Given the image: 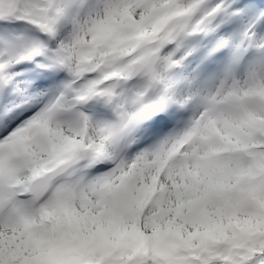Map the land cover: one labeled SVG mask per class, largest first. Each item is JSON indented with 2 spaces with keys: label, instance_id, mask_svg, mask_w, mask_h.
I'll return each mask as SVG.
<instances>
[{
  "label": "snow or ice",
  "instance_id": "1",
  "mask_svg": "<svg viewBox=\"0 0 264 264\" xmlns=\"http://www.w3.org/2000/svg\"><path fill=\"white\" fill-rule=\"evenodd\" d=\"M0 264H264V0H0Z\"/></svg>",
  "mask_w": 264,
  "mask_h": 264
}]
</instances>
